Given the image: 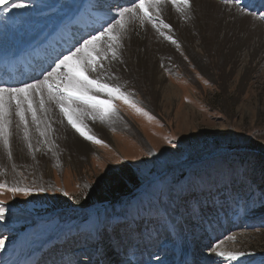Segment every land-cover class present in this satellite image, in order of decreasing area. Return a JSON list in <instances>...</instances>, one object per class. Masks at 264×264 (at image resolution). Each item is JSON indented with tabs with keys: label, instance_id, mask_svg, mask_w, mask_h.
<instances>
[{
	"label": "rangeland",
	"instance_id": "1",
	"mask_svg": "<svg viewBox=\"0 0 264 264\" xmlns=\"http://www.w3.org/2000/svg\"><path fill=\"white\" fill-rule=\"evenodd\" d=\"M83 1L15 0L26 7L4 10L8 21L49 16L55 25L75 6L88 5ZM100 1L97 7L120 2ZM239 4L264 16V10ZM183 44L176 47L187 69L172 61L165 67L151 56L166 83L179 85L175 98L157 102L143 76L130 83L122 77L118 82L136 107L114 101L121 117L115 116L109 139L89 125L105 143L88 141L87 160L77 167L65 161L49 166L51 173L41 176L17 170V180L0 178L32 190L24 195L0 189L8 209L0 220V264H27L34 257V264H135V255L136 264H264L263 49L248 57L228 42L222 53H199L208 66L205 75ZM130 68L113 70L136 78L151 70L139 65L136 49ZM132 175L137 183L128 180ZM119 183L129 193L112 201L113 192L124 188H115ZM217 244L245 255L226 261L212 254Z\"/></svg>",
	"mask_w": 264,
	"mask_h": 264
},
{
	"label": "snow or ice",
	"instance_id": "2",
	"mask_svg": "<svg viewBox=\"0 0 264 264\" xmlns=\"http://www.w3.org/2000/svg\"><path fill=\"white\" fill-rule=\"evenodd\" d=\"M168 0H128L126 5H118V11L101 18L99 28L94 29L87 37L76 41V45L62 53L42 74L32 82L18 86L0 82V150L4 157L13 159L14 139L22 141L35 159V152L41 147L49 152L55 145V132L51 114L58 110L61 120L75 130L86 141L95 144L105 142L98 138L89 126L88 121L106 123L118 115L114 101L123 100L125 103H135L130 100V94L125 85L118 82L119 77L114 66L123 67L125 61L123 50L125 42L130 39V31L134 26L150 25L161 36H165L172 44L178 42L161 30H172V26L162 17V8ZM178 11L187 16L192 8V0H170ZM235 2V0H226ZM7 7H26L15 0H0V11ZM264 19V16H261ZM3 80V78H0ZM137 111L143 112L141 108ZM147 114V113H145ZM33 130L37 133L33 142ZM15 170L16 165H12ZM13 193L30 195L32 190L17 185L9 186L0 182V189ZM44 191V189H39ZM163 191V190H161ZM8 211L0 203V220L5 218ZM230 239H235L231 237ZM222 243V242H221ZM4 248V240H0V250ZM217 244L211 248L212 254L226 261H238L245 255L242 251L218 250Z\"/></svg>",
	"mask_w": 264,
	"mask_h": 264
},
{
	"label": "bare ground",
	"instance_id": "3",
	"mask_svg": "<svg viewBox=\"0 0 264 264\" xmlns=\"http://www.w3.org/2000/svg\"><path fill=\"white\" fill-rule=\"evenodd\" d=\"M109 1L111 2L113 0ZM119 1L120 2L117 6L126 5L128 3V0ZM225 1L192 0V8L188 11L187 16L182 15L178 11L177 7L171 4L170 0H168L162 8V17L165 22L172 26V30L168 31L167 29H163L162 26L161 30L167 35H171L175 38L179 44L180 40L184 41L182 46L185 51L189 53L193 59H195L194 61L199 67V70L205 73V75H208L209 73L208 66H206V60L203 59L199 53L206 52V55L215 52L222 53L223 48L225 47L224 45L226 43L228 44V42L231 44L230 49L236 52L239 51L238 53H240V55L243 53L248 57L252 56V53L249 52L251 50L260 52V50L263 49L264 52V48H262L264 47V19L241 9L243 4H239L241 3L239 2L240 0L237 2ZM84 2L88 3V5L84 4V7L83 5L80 7L75 6V8L72 9V15L70 14L69 16L64 17L62 20L59 19L60 21H57L55 25L60 24L59 26H61V30H66L70 29L75 22L76 26L71 28V32L76 31L77 34L79 32L77 30L80 27L89 26L92 16L96 15V20L94 22L98 24L99 19L97 18H106L109 14V9L112 10L111 14H115V12L119 10L117 6H115V8H105L103 6L104 4H101V7H97L95 5L96 0H85L82 4ZM100 2H103V0ZM89 3H91V5ZM104 3H106V0ZM243 7L249 10L251 8V6L246 7L245 5ZM4 12H0V17H3ZM87 14H89L88 19H86ZM73 15L76 16L75 19H72ZM12 20L14 21H8L7 19L4 21L0 19V51L11 54L14 53L10 57L0 55V64L15 57L19 53L20 49L25 47V45L30 46L41 42L45 35L53 27H55L53 23H49V16H27L24 18L14 16ZM99 26L100 25L98 24V27L96 28H99ZM96 28H93V31ZM62 32L64 33V31ZM31 33H33L34 36H30ZM63 35H65V33ZM129 37L130 39L126 40L125 49L122 53L125 61V65L123 67L131 69L130 66L132 65L133 60V50L136 49L139 65L144 66L146 69L151 68V70H145L144 73L139 74V78L133 76L130 77L131 75L125 76L121 71H118L117 75L119 80H122L123 77L127 83H130L140 80V77L143 76L148 83H152L151 88H154L153 91L151 90V98L157 99V102L161 97L163 100L175 98L179 93V85L177 86L172 80L170 83H166V80L161 72L162 70L159 69L158 63L156 60H152L151 56L154 57L153 59L158 57V61L164 64L165 67H168V61H172L171 63L179 62L180 66H184L185 69H187V65L182 56L179 54L176 44H172L165 38V36H161L150 25H145L143 27H140L139 25L134 26V31H130ZM254 54L256 53L253 52V55ZM116 66L121 68L119 65ZM45 70L46 69H39L38 73H36L37 77L43 78L42 74L45 73ZM129 74L133 75L134 73L129 70ZM205 81L208 82L209 78ZM156 84L161 86L159 91ZM155 106L159 107L157 103ZM155 106L152 108L147 107L148 111H154L153 109H155ZM120 112H118V116H120ZM51 116L53 128L56 129L55 136L58 138V141L55 140V145H58V147L53 146V150L51 152H49L47 148L41 147L39 151L35 152V159H33L24 143L18 139H14L13 159L11 161L7 160V158L4 157L2 150H0V178L9 177L11 181L17 180V170H20L21 172L23 171L25 174L33 173L35 176L36 174H40L41 176L43 173H51L49 166L59 165L64 161L76 165V163H83L87 160L89 153L92 151V146L89 145V142L80 137L78 133L74 132L67 125L66 121L64 123L57 122L62 119L58 110H54ZM187 119H189V116L185 120ZM114 120L115 116L114 119L110 120L112 122L107 125H102L101 123H95L93 121H88V123L93 126L96 133L109 139L111 137L109 128L114 127ZM37 135L38 134L33 130L34 144L36 142L35 137H37ZM13 164L16 165L15 170L12 168ZM30 262L34 263L35 259L33 258V260L28 261L27 264H31ZM190 263L194 264L193 261ZM18 264L26 263H22L20 261ZM121 264H126V262L124 261Z\"/></svg>",
	"mask_w": 264,
	"mask_h": 264
},
{
	"label": "water",
	"instance_id": "4",
	"mask_svg": "<svg viewBox=\"0 0 264 264\" xmlns=\"http://www.w3.org/2000/svg\"><path fill=\"white\" fill-rule=\"evenodd\" d=\"M136 183H137V181H136ZM125 188H126V186L122 190L114 191L112 196H110L109 198L112 201H114V200H117L118 198H121L122 195H125L126 193H129V192H125L124 191Z\"/></svg>",
	"mask_w": 264,
	"mask_h": 264
},
{
	"label": "trees",
	"instance_id": "5",
	"mask_svg": "<svg viewBox=\"0 0 264 264\" xmlns=\"http://www.w3.org/2000/svg\"><path fill=\"white\" fill-rule=\"evenodd\" d=\"M134 175H132L131 177H130V179H128V180H131L133 183H136V181L134 180ZM128 182V181H127ZM118 187H115V188H121V187H125L126 185H125V183H119V185H117Z\"/></svg>",
	"mask_w": 264,
	"mask_h": 264
}]
</instances>
